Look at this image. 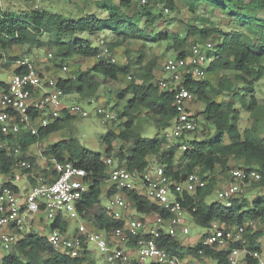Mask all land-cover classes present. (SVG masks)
Segmentation results:
<instances>
[{
	"label": "clouds",
	"instance_id": "obj_1",
	"mask_svg": "<svg viewBox=\"0 0 264 264\" xmlns=\"http://www.w3.org/2000/svg\"><path fill=\"white\" fill-rule=\"evenodd\" d=\"M0 264H264V0H0Z\"/></svg>",
	"mask_w": 264,
	"mask_h": 264
}]
</instances>
